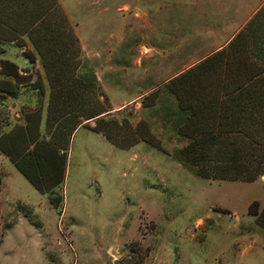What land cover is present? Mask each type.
<instances>
[{"label":"rangeland","instance_id":"obj_1","mask_svg":"<svg viewBox=\"0 0 264 264\" xmlns=\"http://www.w3.org/2000/svg\"><path fill=\"white\" fill-rule=\"evenodd\" d=\"M54 1L77 39L74 72L89 68L106 96L97 116L122 128L143 122L161 151L142 141L118 148L83 121L51 188L57 209L0 153V264H264V229L245 214L264 200V176L204 179L176 161L183 141L168 121L165 88L224 46L264 0ZM251 28L248 44L264 37L262 18ZM0 50L20 76L15 96L0 94L1 133L36 100L43 111L47 85L24 35Z\"/></svg>","mask_w":264,"mask_h":264},{"label":"trees","instance_id":"obj_2","mask_svg":"<svg viewBox=\"0 0 264 264\" xmlns=\"http://www.w3.org/2000/svg\"><path fill=\"white\" fill-rule=\"evenodd\" d=\"M258 17L264 21V3L224 46L165 84L173 98L167 118L183 141L172 157L199 178L250 182L264 176V37L248 44L245 36ZM18 35L38 58L46 102L42 111L36 100L21 123L0 133V153L52 208L59 198L51 188L62 182L70 134L86 126L83 121L91 120L89 129L118 148L142 141L161 151L143 122L122 128L97 116L107 110L106 96L89 68L74 72L77 39L54 0H0V42ZM18 80L15 65L0 59V94L15 96ZM245 214L264 229V200L248 203Z\"/></svg>","mask_w":264,"mask_h":264},{"label":"water","instance_id":"obj_3","mask_svg":"<svg viewBox=\"0 0 264 264\" xmlns=\"http://www.w3.org/2000/svg\"><path fill=\"white\" fill-rule=\"evenodd\" d=\"M113 264H117V263H113Z\"/></svg>","mask_w":264,"mask_h":264}]
</instances>
